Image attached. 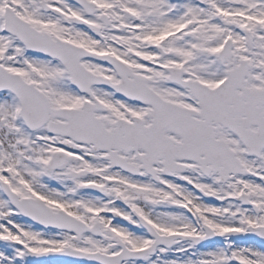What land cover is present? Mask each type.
<instances>
[{"label":"snow or ice","instance_id":"obj_1","mask_svg":"<svg viewBox=\"0 0 264 264\" xmlns=\"http://www.w3.org/2000/svg\"><path fill=\"white\" fill-rule=\"evenodd\" d=\"M0 264H264V0H0Z\"/></svg>","mask_w":264,"mask_h":264}]
</instances>
